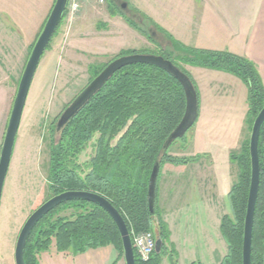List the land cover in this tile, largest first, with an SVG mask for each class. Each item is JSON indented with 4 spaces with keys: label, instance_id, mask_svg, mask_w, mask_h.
I'll use <instances>...</instances> for the list:
<instances>
[{
    "label": "rangeland",
    "instance_id": "rangeland-1",
    "mask_svg": "<svg viewBox=\"0 0 264 264\" xmlns=\"http://www.w3.org/2000/svg\"><path fill=\"white\" fill-rule=\"evenodd\" d=\"M254 1L105 0V5H99L92 0L72 21L69 15L64 16L38 67L22 114L1 200L0 264H15V245L21 229L31 214L53 197L48 177L51 148L57 146L60 139L57 123L66 108L90 84V66H103L123 53L153 55L165 50L174 59L183 56L173 52L166 34H173L174 39L189 48L229 52L238 27L249 14L248 4ZM55 2L0 0V135L5 121L8 123L25 65ZM175 61L197 87L199 112H211L210 118L218 119L213 126L206 124V120L203 124L196 122L183 138L170 146L168 156L182 162L197 159L201 164L215 158L231 161V154L241 152L244 142L250 139L248 129L240 146L248 113L244 92L247 87L238 78L244 84L243 90L231 89L220 106L217 99L223 100L218 95L221 87L204 76L199 77L196 71L201 68L191 71L189 65ZM209 104L212 111H206ZM223 106L231 110L226 111ZM92 153L90 144L80 162L89 160ZM236 166L226 172V187L238 181ZM197 173L194 171L195 175ZM160 180L159 172L158 184ZM220 197V209L225 215H231L229 200L225 197L221 202ZM70 213L66 210L58 214ZM153 233L156 238L157 232ZM122 260L123 255L112 245L76 256L70 252L59 253L52 247L39 255L40 264H116Z\"/></svg>",
    "mask_w": 264,
    "mask_h": 264
},
{
    "label": "trees",
    "instance_id": "trees-1",
    "mask_svg": "<svg viewBox=\"0 0 264 264\" xmlns=\"http://www.w3.org/2000/svg\"><path fill=\"white\" fill-rule=\"evenodd\" d=\"M140 31L146 35L142 29ZM166 35L171 40L173 52L183 56L174 59L165 50L153 55L171 61L190 78L196 91L191 77L175 60L231 74L245 84L247 124L251 132L264 107V84L254 63L230 52L189 48L170 34ZM127 55L123 53L112 61ZM110 63L90 66L91 81ZM197 94L199 101L198 91ZM185 110V91L174 76L151 65L128 66L117 72L60 131L57 146L51 148L48 182L53 196L70 191L100 195L120 213L131 235L153 232L154 221L158 220L157 236L163 240L162 252H154L146 263L140 262L136 255L137 264H163L170 240L157 205L158 181L154 215L148 207L149 180L155 164L159 162L161 168L165 163L182 165L197 160L182 162L168 156V149H164ZM249 140L244 142L241 152L231 154V161L240 169V175L228 196L231 215H225L220 225L228 250L221 264H243L244 223L251 183ZM90 144L93 153L89 160L81 163L80 157ZM259 153L261 182L252 238V264H264V127ZM66 210L71 213L58 214ZM111 245L123 255L121 237L110 216L96 204L71 201L55 208L36 225L25 247L24 260L26 264H40L39 255L52 247L59 253L70 252L76 256Z\"/></svg>",
    "mask_w": 264,
    "mask_h": 264
},
{
    "label": "water",
    "instance_id": "water-1",
    "mask_svg": "<svg viewBox=\"0 0 264 264\" xmlns=\"http://www.w3.org/2000/svg\"><path fill=\"white\" fill-rule=\"evenodd\" d=\"M68 3L69 0H56L50 16L30 53L23 75H21L16 98L13 101L12 110L10 111L9 120L3 138V145L0 151V208L4 184L6 183L7 174L10 169L14 148L16 147L17 136L22 122V114L25 109L26 100H28V95L42 58L64 19ZM136 64H146L163 69L174 76L182 85L186 95V110L180 124L165 142L164 149H169L175 141L183 138L194 126L199 116L197 91L190 78L171 61L166 60L162 56L141 54L123 56L108 64V66L95 79H93L90 84L77 96V98L66 108L57 123V131L60 132L117 72L128 66ZM263 127L264 107L259 112L253 123L249 140L251 183L244 223L243 264H252V238L261 182L259 141ZM159 172L160 164L158 162L152 170L148 187V207L152 215L155 214L156 187ZM71 201L90 202L101 207L110 216L117 227L122 241L125 264H137L132 237L120 213L111 205L109 201L100 195L81 191L64 192L53 196L31 214L18 235L14 251L15 264H26L24 260L25 247L27 246L28 239L36 225L55 208ZM155 221L158 225V220L155 219ZM162 249L163 240L159 236H156L155 253L160 254Z\"/></svg>",
    "mask_w": 264,
    "mask_h": 264
},
{
    "label": "crops",
    "instance_id": "crops-1",
    "mask_svg": "<svg viewBox=\"0 0 264 264\" xmlns=\"http://www.w3.org/2000/svg\"><path fill=\"white\" fill-rule=\"evenodd\" d=\"M248 8L247 19L242 26L238 27L233 37V47L229 52L254 63L264 84V0H255L248 4ZM170 35L173 36V34ZM199 68L201 67L190 66L191 71L199 70ZM201 70L196 71L197 75H200L199 77L204 76L209 79V82L221 87L218 95L223 100L217 99L220 106L231 89L242 91L244 88V84L231 74L206 68H201ZM244 92L248 97L247 88ZM223 108L226 111L231 110L226 106ZM212 110V105L209 104L206 111ZM210 113L199 112L196 122L203 124L206 120V124L210 123L213 126L214 120L218 118H210ZM5 123L2 135H0V151L3 145L5 126H7ZM248 129L246 116V128L240 146L246 138ZM235 165L230 160L220 161L215 158L211 161L206 160L205 164L195 160L182 165L165 163L163 168H160L161 180L158 184L157 205L162 221L170 233L168 250L164 256L163 264L222 263L228 250L220 232L221 221L225 214L220 209L219 196H221V202L225 197L228 199L234 185L226 187L228 181L226 172L229 173L232 166ZM236 167L238 168V166ZM194 171H198L197 175L194 174ZM239 171L238 168L237 179ZM192 176L195 178L194 180L191 179ZM197 181H199L198 185ZM154 231L158 233L156 221H154ZM117 262L116 264H125L124 258Z\"/></svg>",
    "mask_w": 264,
    "mask_h": 264
},
{
    "label": "built area",
    "instance_id": "built-area-1",
    "mask_svg": "<svg viewBox=\"0 0 264 264\" xmlns=\"http://www.w3.org/2000/svg\"><path fill=\"white\" fill-rule=\"evenodd\" d=\"M92 0H69L68 7L65 16L69 15L72 21L77 16L85 4ZM99 5H105V0H95ZM135 255L142 263H146L150 260L151 256L155 252L156 238L153 232H144L131 235Z\"/></svg>",
    "mask_w": 264,
    "mask_h": 264
}]
</instances>
